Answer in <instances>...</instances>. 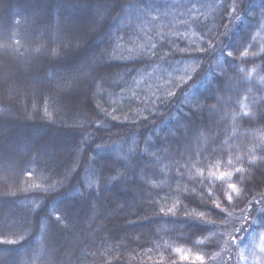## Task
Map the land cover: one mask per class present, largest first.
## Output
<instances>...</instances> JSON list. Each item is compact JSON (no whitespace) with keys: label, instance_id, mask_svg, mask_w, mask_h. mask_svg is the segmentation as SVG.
<instances>
[{"label":"trees","instance_id":"16d2710c","mask_svg":"<svg viewBox=\"0 0 264 264\" xmlns=\"http://www.w3.org/2000/svg\"><path fill=\"white\" fill-rule=\"evenodd\" d=\"M219 263L264 264V0H0V264Z\"/></svg>","mask_w":264,"mask_h":264},{"label":"rangeland","instance_id":"374dc122","mask_svg":"<svg viewBox=\"0 0 264 264\" xmlns=\"http://www.w3.org/2000/svg\"><path fill=\"white\" fill-rule=\"evenodd\" d=\"M263 200V199H262ZM255 203H258L257 205H261V197H258L255 199ZM253 210V204L246 207L242 212L240 213H232L230 215V218L228 220L227 226H230L234 224L236 221H242V223H235L236 229H242L243 225L248 226V228L251 226V222L253 220L252 215ZM241 216V217H240ZM237 217H240L237 219ZM220 264V263H219Z\"/></svg>","mask_w":264,"mask_h":264},{"label":"snow or ice","instance_id":"6c2138e0","mask_svg":"<svg viewBox=\"0 0 264 264\" xmlns=\"http://www.w3.org/2000/svg\"><path fill=\"white\" fill-rule=\"evenodd\" d=\"M227 55L228 56H231V52H229ZM29 175H31V173H29ZM230 187L233 188V189H235L236 188V185L235 184H232V185H230ZM228 199L230 201L232 199V197L229 196ZM216 207L219 208L220 206L217 204ZM56 219L58 220L59 219V216H57ZM185 259H187V257H185ZM197 259L203 260V257L202 256H198Z\"/></svg>","mask_w":264,"mask_h":264}]
</instances>
